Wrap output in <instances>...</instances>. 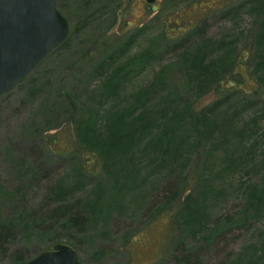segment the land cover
Returning <instances> with one entry per match:
<instances>
[{"label":"rangeland","instance_id":"rangeland-1","mask_svg":"<svg viewBox=\"0 0 264 264\" xmlns=\"http://www.w3.org/2000/svg\"><path fill=\"white\" fill-rule=\"evenodd\" d=\"M218 2L58 0L67 40L0 97V264L61 242L77 248L81 264H264V0L197 14L199 4ZM188 22L195 29L178 30ZM205 44L206 63L230 54L218 86L204 88L188 76ZM112 74L120 97L102 98ZM112 106L134 122L153 113L150 135L164 133L167 110L186 109L158 147L171 148L167 163L182 150L177 169L157 164L161 154L146 139L114 169L88 174L95 157L84 127L102 128ZM230 148L240 149L241 167ZM60 205L87 213L85 229L43 225Z\"/></svg>","mask_w":264,"mask_h":264},{"label":"trees","instance_id":"trees-1","mask_svg":"<svg viewBox=\"0 0 264 264\" xmlns=\"http://www.w3.org/2000/svg\"><path fill=\"white\" fill-rule=\"evenodd\" d=\"M236 1L237 0H219L218 3L206 4V7L204 8L202 7V4H199L197 6V9H198L197 14L200 15L201 13L204 14L209 10H216L218 8H224L228 4L229 6H231V9H233V8H236L234 5ZM90 3L91 2L86 1L87 6H89ZM260 7H262V5L258 3L253 5L254 9H258ZM195 27H196V24H194L193 22H190V23L188 22L186 25H184L182 28H179L178 30L187 31V30L195 29ZM172 32H174V30H172ZM207 45L208 44H205L204 46L202 45V47L199 48V51L195 56L196 58L195 60H193L194 63H198V65L195 66L194 68L189 69L190 76H188L189 81L191 83H193L194 81H197V84L204 88L207 86H210V84H211V87L213 85L218 86L217 80L219 79V76H220L219 71L222 68V66L226 63L225 60L228 59L227 58L228 53L230 54V52H228L229 50L225 49L224 50L225 55L223 56V58L214 60L210 63H206L205 62L206 57H204L203 55H204V52L207 50ZM123 47L126 48L127 46L124 45ZM125 50L126 49H124V51ZM120 56L121 54H118L116 57H120ZM243 57L244 55H242V58H241L242 61L240 60L237 63L236 67L238 65L240 66V64L243 65V62H244ZM112 65H115V62H113ZM110 66H107V67L105 66L103 68L104 71L106 70L107 72ZM236 67L234 68L235 69L234 73L240 74V72L236 70ZM121 72L123 71H118V73H121ZM111 78H113L114 80L106 81V83L104 84L105 86L104 91L100 93V97L102 98L120 97V94H121L120 91H121L122 84L120 83V80H117L115 77H113V74L111 75ZM155 87H157L156 83L153 82L151 86H149L148 91L146 90L142 91L140 92V94H137V96L134 97L135 98L134 102L136 104L142 102L145 98L144 93H148L150 90H152V88H155ZM75 109H77L76 106L72 107V111H75ZM127 111H128L127 109H124L123 111L118 112V107L112 106L106 113V117L103 121L104 125L102 128L98 127V122L96 124L93 123L90 126L84 127L85 130L83 132L86 133L85 136H88V139L85 138V141H87L88 145L91 146L90 148L93 151H90V152H93L94 157H95L93 166L87 167L84 165V169L88 172V174L93 175V176H98L102 171L108 172V170L114 169L116 167V159L119 156L125 157V155H129V154L131 155V153L136 148V146L137 145L139 146V144L143 143L146 139H150L152 143H155L156 149L151 151V153L161 154V156H158V159L155 158V161H158L157 164H160L162 166L166 165L165 167L169 168L171 171H173L174 169H177L179 165L178 163L180 161L179 159H182V156H183L182 150L178 148L174 149L175 155H174V158L172 159L175 165H172L173 162L167 163L170 157V154L172 152L171 148H170V152L168 153L167 150L169 149V147L166 150H160L158 147L159 145L161 146L165 145L164 144L165 139L166 140H169V138L173 139V137L175 136V131L178 130L177 125L180 124V122L183 123L184 117H187L186 109L185 110L172 109L170 111L167 110V119L165 118L163 119L164 133H157L156 135L148 134L152 128V123L157 122L156 120L157 118L153 117V113H152V116H150L149 110L148 111L145 110L144 112H141V114H139V116L137 117L138 119H140V121L134 122V118H132V114H131V117H129ZM210 114L211 113H209V115ZM206 116H207V113L203 112L202 117L205 118ZM208 122H211L212 125L215 127L218 125H222L221 124L222 121L219 122L217 119L215 120V123H214L212 114L211 116L208 117ZM147 123H151V124L146 125ZM53 143L56 145L59 144L58 141H54ZM51 149L53 151H58V152L62 151L61 148H57L55 146H51ZM230 149L232 150V154H233L232 157L238 158V160L235 162L236 168L241 167L240 166L241 151H239L240 149L239 148H236L234 150L232 148ZM148 151H149L148 147H144L141 150V152H145V153H147ZM87 158L89 159V157ZM223 160L226 162V157H224ZM58 192L60 194V190ZM174 192L177 193L176 191ZM62 193H65V192H62ZM175 196H176L175 194L171 195L170 193H168V199H170V201H173L172 199H174ZM84 214L86 216H84ZM62 216H64L63 220H59ZM42 217L44 218L41 221L43 225L51 224V225L60 226V224L63 223V225H65L70 230L77 229L78 231H80L81 227L85 229L86 227L85 217H88V215L87 213H85L84 211L80 209H79V212L75 213L72 205H60L56 208L49 209L45 213V215ZM202 224L204 223L202 222ZM32 258L33 257L22 259L18 255L15 259V264H25L27 261H29Z\"/></svg>","mask_w":264,"mask_h":264},{"label":"water","instance_id":"water-1","mask_svg":"<svg viewBox=\"0 0 264 264\" xmlns=\"http://www.w3.org/2000/svg\"><path fill=\"white\" fill-rule=\"evenodd\" d=\"M57 5L58 0H0V97L67 40L70 23ZM25 264H81V259L72 244L61 242Z\"/></svg>","mask_w":264,"mask_h":264},{"label":"flooded vegetation","instance_id":"flooded-vegetation-1","mask_svg":"<svg viewBox=\"0 0 264 264\" xmlns=\"http://www.w3.org/2000/svg\"><path fill=\"white\" fill-rule=\"evenodd\" d=\"M144 1H146V0H144ZM159 0H157V2H158Z\"/></svg>","mask_w":264,"mask_h":264}]
</instances>
